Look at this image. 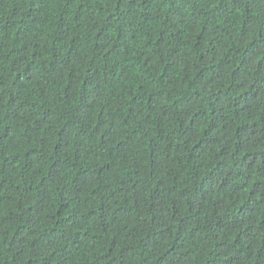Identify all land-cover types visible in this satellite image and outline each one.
<instances>
[{
  "label": "trees",
  "instance_id": "1",
  "mask_svg": "<svg viewBox=\"0 0 264 264\" xmlns=\"http://www.w3.org/2000/svg\"><path fill=\"white\" fill-rule=\"evenodd\" d=\"M0 264H264V0H0Z\"/></svg>",
  "mask_w": 264,
  "mask_h": 264
}]
</instances>
